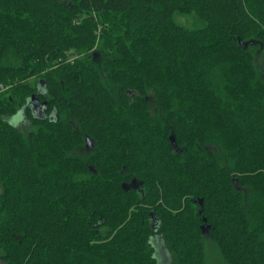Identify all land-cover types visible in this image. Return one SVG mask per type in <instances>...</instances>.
Segmentation results:
<instances>
[{
  "label": "trees",
  "instance_id": "obj_1",
  "mask_svg": "<svg viewBox=\"0 0 264 264\" xmlns=\"http://www.w3.org/2000/svg\"><path fill=\"white\" fill-rule=\"evenodd\" d=\"M263 51L264 0H0V264H264Z\"/></svg>",
  "mask_w": 264,
  "mask_h": 264
},
{
  "label": "rangeland",
  "instance_id": "obj_2",
  "mask_svg": "<svg viewBox=\"0 0 264 264\" xmlns=\"http://www.w3.org/2000/svg\"><path fill=\"white\" fill-rule=\"evenodd\" d=\"M177 22L183 25H186L188 27H196L199 26V23L197 22V19L194 17H183V16H177ZM253 50V49H252ZM254 52H259V48H255L253 50ZM264 54V51H263ZM34 82V81H33ZM9 122L16 125L17 128L24 130L28 127L27 123L22 119L21 115L14 117L13 119H9ZM205 246H206V257L208 264H222V259L219 253V250L215 244L214 241H212L209 238H205L204 240ZM152 244L155 247L156 250V258L158 261V264H168V260L170 259V256L168 255L167 251L165 250L162 243H160L159 240H152Z\"/></svg>",
  "mask_w": 264,
  "mask_h": 264
},
{
  "label": "water",
  "instance_id": "obj_3",
  "mask_svg": "<svg viewBox=\"0 0 264 264\" xmlns=\"http://www.w3.org/2000/svg\"><path fill=\"white\" fill-rule=\"evenodd\" d=\"M240 44L242 45L243 42L240 41ZM245 46H248V43H245ZM37 100H38L37 96L34 95V96L32 97V103H35ZM45 104H46V103H45ZM87 141H89V139H87ZM171 143H172V147H173L175 150L178 151V148H177V142H176V139H175L174 136H171ZM131 186H134V187L137 186V185H136V180H135V179H134L133 182L131 183ZM123 187H124L125 190H129V189H130V187H127L126 185H124ZM203 201H204L203 199H200V201H199V205H200V209H201L200 213H202V209H203V207H204V202H203ZM204 223H205V224L202 226V230H203V233H206V231H208V227H207V225H206V223H207V220H206V219H204ZM165 250H166V249H165ZM170 261H171V260L169 259V260H168V264L171 263Z\"/></svg>",
  "mask_w": 264,
  "mask_h": 264
},
{
  "label": "flooded vegetation",
  "instance_id": "obj_4",
  "mask_svg": "<svg viewBox=\"0 0 264 264\" xmlns=\"http://www.w3.org/2000/svg\"><path fill=\"white\" fill-rule=\"evenodd\" d=\"M33 108H34L35 110H37V114H39V115H41V116H45V115L43 114V112L40 111L38 105L34 104V105H33ZM50 116H51V115H48V117H50Z\"/></svg>",
  "mask_w": 264,
  "mask_h": 264
}]
</instances>
